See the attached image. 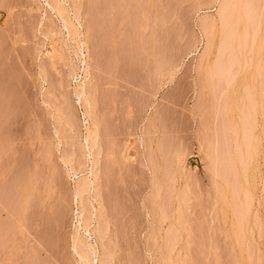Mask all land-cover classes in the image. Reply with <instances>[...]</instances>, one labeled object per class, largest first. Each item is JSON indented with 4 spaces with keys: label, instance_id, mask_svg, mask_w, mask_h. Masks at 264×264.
<instances>
[{
    "label": "rangeland",
    "instance_id": "rangeland-1",
    "mask_svg": "<svg viewBox=\"0 0 264 264\" xmlns=\"http://www.w3.org/2000/svg\"><path fill=\"white\" fill-rule=\"evenodd\" d=\"M86 227L110 264H264V0H0V264H94Z\"/></svg>",
    "mask_w": 264,
    "mask_h": 264
},
{
    "label": "bare ground",
    "instance_id": "bare-ground-1",
    "mask_svg": "<svg viewBox=\"0 0 264 264\" xmlns=\"http://www.w3.org/2000/svg\"><path fill=\"white\" fill-rule=\"evenodd\" d=\"M232 1V0H231ZM235 3V2H234ZM236 4V3H235ZM234 5V4H233ZM59 6V5H58ZM235 8V7H234ZM220 9V8H219ZM222 10V9H221ZM60 11V10H59ZM219 12H220V10H219ZM222 12V11H221ZM251 12V11H250ZM246 13V12H245ZM222 14H224V13H222ZM217 16H218V14H217ZM249 16H251V15H249ZM212 17V16H211ZM222 17V16H221ZM220 17V18H221ZM225 17V16H224ZM229 17V16H228ZM245 17V16H244ZM252 17V16H251ZM219 19V18H218ZM221 20H222V18H221ZM251 19H249V21H250ZM223 21H224V19H223ZM214 22V21H213ZM245 22V21H244ZM228 23V22H227ZM206 24V23H205ZM211 24V23H210ZM214 25V24H213ZM245 25V24H244ZM216 26V25H215ZM247 26V25H246ZM204 27V26H203ZM213 28V27H212ZM243 30V29H242ZM248 30V29H247ZM252 30V29H251ZM255 30V29H254ZM242 33V32H241ZM246 33V32H245ZM253 33V32H252ZM251 33V34H252ZM238 34V33H237ZM253 34H255V31H254V33ZM255 36V35H254ZM253 37V36H252ZM207 47V46H206ZM85 61V60H84ZM74 68V67H73ZM86 72V71H85ZM88 74V73H87ZM90 75V74H89ZM89 75H86V76H82L83 78V81L82 80H80L81 81V83H78L79 85L77 86V89H76V95H77V99L79 100L78 102L79 103H82V105H84V109L86 110L85 111V113L87 114V116H88V122H91L92 123V125L96 128V126L98 127V125H97V123H95V120L93 119V117H92V113H91V111H90V105H91V103H92V100L94 99H92L91 100V97L89 96V93H91V95H93V92H91L90 91V87H89V85L91 86V87H93L91 84H90V80H89ZM93 79V78H92ZM93 84V83H92ZM91 89H93V88H91ZM90 91V92H89ZM93 97V96H92ZM95 103V102H94ZM80 105V104H79ZM94 106V105H93ZM94 113V112H93ZM95 114V113H94ZM86 116V115H85ZM87 119V118H86ZM98 122V121H97ZM91 125V124H90ZM95 128H94V131L92 132L91 131V129H93V128H91L90 129V134H88V137L86 138V141H87V145H92L91 146V148H92V150H93V142H95V141H91V139L92 138H94V133H95ZM99 128V127H98ZM96 136V135H95ZM95 140V139H94ZM98 142V141H97ZM90 145H89V147L88 148H90ZM91 148H90V155L92 154V152H91ZM97 152V151H96ZM95 154V153H94ZM93 154V155H94ZM94 156H96V155H94ZM93 157V156H92ZM210 157V156H209ZM209 157H208V159H209ZM97 158V157H96ZM207 158V157H206ZM96 160L97 159H93L92 160V169H91V171H90V173H91V175H92V177H93V181L92 182H89V183H81V182H79V183H81V184H79V183H77V184H79V185H76V186H78L77 187V191H76V197L78 198V197H80L81 196V194L84 192V191H87V189H88V187H89V185H94L95 183H96V179H97V175L98 174H96V169H95V166H97L98 164H96ZM212 162V161H211ZM98 163V162H97ZM90 167V166H89ZM97 168V167H96ZM98 169V168H97ZM75 175V174H74ZM80 178V177H79ZM79 178H78V180H79ZM84 180V179H83ZM98 180H99V178H98ZM79 181H81V180H79ZM78 182V181H77ZM99 183V182H98ZM96 186V185H95ZM98 190L99 189H97V187H93V196H94V199H96V198H98ZM88 192V191H87ZM91 192V191H90ZM100 192V191H99ZM86 192H84V194H85ZM83 194V195H84ZM84 198V197H83ZM83 200V199H82ZM82 200H81V202H82ZM99 200V199H98ZM83 202H84V200H83ZM83 205V204H82ZM81 206V205H80ZM87 207V206H86ZM86 207H84V208H86ZM82 208V207H81ZM80 208V209H81ZM87 209V208H86ZM85 212V211H84ZM88 212V211H87ZM86 214V213H85ZM82 215H83V213H82ZM79 217V216H78ZM80 218V217H79ZM84 218H86V217H84ZM85 221H86V219H84ZM89 222V221H88ZM88 222H87V225H88ZM91 223V222H90ZM84 225H86V224H84ZM98 225V224H97ZM91 227V226H90ZM96 227V226H95ZM88 228V229H87ZM98 228L99 227H97L96 229L97 230H94L93 232H92V230H89V227H86L85 229H87L86 231V234H88V238L90 239V240H92V238L94 237V239H95V242L94 243H89L87 240L85 241L84 239V241L83 240H80V239H82V238H80V239H76V241L74 240V246H75V248L77 249V253L78 252H80V254L78 253V255H80L81 256V260L83 259L84 260V262L85 263H87L86 261H90V259L93 257V261L92 262H94V264L95 263H97V264H110L109 262L108 263H106L105 261H107V260H104V256H103V253H101V248H100V250H99V248H98V244L99 243H101V245H102V242L101 241H103L102 240V238H104L103 236L101 237L100 235H99V233H102L101 232V229H100V232L98 231ZM95 229V228H94ZM96 231H98V232H96ZM79 237V236H78ZM84 237H86V236H84ZM86 239H87V237H86ZM88 239V240H89ZM89 240V241H90ZM103 246V245H102ZM105 246V245H104ZM82 247H83V249H84V252H81V251H79V249L81 248V250H82ZM75 249V250H76ZM83 251V250H82ZM104 252V251H103ZM105 253V252H104ZM106 254V253H105ZM105 259H107V258H105ZM91 262V261H90ZM90 262H89V264H90ZM88 264V263H87Z\"/></svg>",
    "mask_w": 264,
    "mask_h": 264
}]
</instances>
